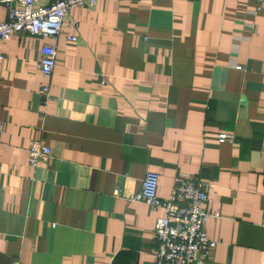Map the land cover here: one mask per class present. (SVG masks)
I'll return each mask as SVG.
<instances>
[{"label":"crops","instance_id":"crops-1","mask_svg":"<svg viewBox=\"0 0 264 264\" xmlns=\"http://www.w3.org/2000/svg\"><path fill=\"white\" fill-rule=\"evenodd\" d=\"M49 42H0V264H153L165 211L132 200L147 172L160 199L177 177L211 185L203 207L219 215L204 225L217 241L208 264H264V7L72 8L46 79ZM34 141L50 157L32 168Z\"/></svg>","mask_w":264,"mask_h":264},{"label":"built area","instance_id":"built-area-1","mask_svg":"<svg viewBox=\"0 0 264 264\" xmlns=\"http://www.w3.org/2000/svg\"><path fill=\"white\" fill-rule=\"evenodd\" d=\"M100 0H0L6 17L0 22V42L15 35L29 34L50 39L40 52L39 66L42 75L50 79L56 66V41L61 34L72 8H94ZM256 10L264 7V0H254ZM68 41L77 43V36ZM239 68V67H238ZM40 92L49 98L50 86L45 84ZM3 123L0 121V136ZM28 164L35 168L50 157L48 146L39 141L31 143L27 150ZM175 187L165 199L157 196L158 174L147 172L139 191L132 200L145 203L150 209L162 208L165 216L157 219L153 237V264H208L212 260L217 241L210 239L204 228L209 217L219 213L206 210L207 188L211 185L203 179L177 177Z\"/></svg>","mask_w":264,"mask_h":264}]
</instances>
